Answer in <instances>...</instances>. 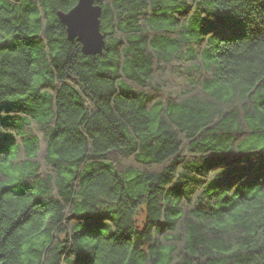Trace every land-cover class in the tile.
<instances>
[{"label":"trees","instance_id":"16d2710c","mask_svg":"<svg viewBox=\"0 0 264 264\" xmlns=\"http://www.w3.org/2000/svg\"><path fill=\"white\" fill-rule=\"evenodd\" d=\"M77 2L0 0V264H264V0Z\"/></svg>","mask_w":264,"mask_h":264},{"label":"water","instance_id":"95a60500","mask_svg":"<svg viewBox=\"0 0 264 264\" xmlns=\"http://www.w3.org/2000/svg\"><path fill=\"white\" fill-rule=\"evenodd\" d=\"M102 8L95 0H78L77 5L67 13L58 16L66 27L70 40L78 39L82 52L87 56L101 55L105 47V37L101 32Z\"/></svg>","mask_w":264,"mask_h":264},{"label":"rangeland","instance_id":"374dc122","mask_svg":"<svg viewBox=\"0 0 264 264\" xmlns=\"http://www.w3.org/2000/svg\"><path fill=\"white\" fill-rule=\"evenodd\" d=\"M82 45V44H81Z\"/></svg>","mask_w":264,"mask_h":264}]
</instances>
